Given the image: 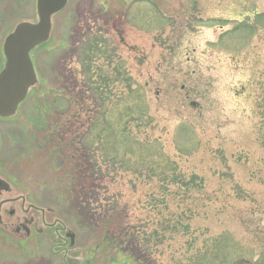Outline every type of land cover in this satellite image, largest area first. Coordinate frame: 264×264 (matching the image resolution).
Instances as JSON below:
<instances>
[{
    "label": "rangeland",
    "instance_id": "374dc122",
    "mask_svg": "<svg viewBox=\"0 0 264 264\" xmlns=\"http://www.w3.org/2000/svg\"><path fill=\"white\" fill-rule=\"evenodd\" d=\"M38 13L2 2L0 36ZM260 13L264 0H68L34 50L42 86L3 172L58 223L24 245L1 229L0 264H264Z\"/></svg>",
    "mask_w": 264,
    "mask_h": 264
},
{
    "label": "flooded vegetation",
    "instance_id": "af4514ba",
    "mask_svg": "<svg viewBox=\"0 0 264 264\" xmlns=\"http://www.w3.org/2000/svg\"><path fill=\"white\" fill-rule=\"evenodd\" d=\"M7 1L9 0H0V5L2 2L5 3ZM8 36L6 35L5 38L2 35L0 36V75L4 73L7 67L5 39ZM38 47L40 45L36 46L30 54L33 64L35 60L34 55H36L35 51ZM38 51L41 52V50ZM66 51L60 55L59 60L57 58L58 56L54 59V61L58 62L57 65L60 68L63 66V61L67 63ZM35 71L37 74L36 67ZM40 82V79L37 77L35 82L28 87L26 95L19 102L14 113L6 116L0 115V230L10 231L9 233L13 236L11 239L17 245H24L26 242L34 239L37 234L44 233L45 229L54 227L58 223L55 218L53 222L50 219L53 213L52 208L45 211L46 209L41 208L39 205L29 202L23 192L22 183L18 179L11 178V175L13 176L14 174V170L12 172L10 168L14 163V153L19 150H24L26 147L25 131L22 127L25 103L40 91L39 87L42 86ZM31 91L33 93L32 95H30ZM7 92H9V87ZM17 93L18 89L16 86H13L12 95ZM8 166L11 175L3 174L8 169ZM67 239L65 237L63 245L67 243Z\"/></svg>",
    "mask_w": 264,
    "mask_h": 264
},
{
    "label": "water",
    "instance_id": "95a60500",
    "mask_svg": "<svg viewBox=\"0 0 264 264\" xmlns=\"http://www.w3.org/2000/svg\"><path fill=\"white\" fill-rule=\"evenodd\" d=\"M68 0H38V23L24 22L18 25L5 45L7 68L0 76V114H11L23 99L27 88L35 80L34 69L30 58V50L45 41L51 28V17L62 10ZM16 86L18 93L12 95ZM9 87V92L7 89ZM74 244L75 234L68 233Z\"/></svg>",
    "mask_w": 264,
    "mask_h": 264
},
{
    "label": "trees",
    "instance_id": "16d2710c",
    "mask_svg": "<svg viewBox=\"0 0 264 264\" xmlns=\"http://www.w3.org/2000/svg\"><path fill=\"white\" fill-rule=\"evenodd\" d=\"M264 18V13H260V14H256V22L260 21V19ZM246 24V23H243ZM252 29L255 28V26L253 25H249ZM102 85V84H99ZM96 93L99 95V97L101 99H103V88H101V86H97L96 88H94Z\"/></svg>",
    "mask_w": 264,
    "mask_h": 264
}]
</instances>
